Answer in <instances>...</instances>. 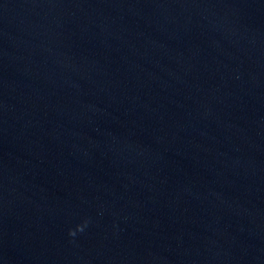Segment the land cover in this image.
Masks as SVG:
<instances>
[{"label":"clouds","instance_id":"1","mask_svg":"<svg viewBox=\"0 0 264 264\" xmlns=\"http://www.w3.org/2000/svg\"><path fill=\"white\" fill-rule=\"evenodd\" d=\"M87 224V221H85V225ZM83 227H84V225H78L77 226V229L76 230H69V235L70 236H75V234H76V231H82L83 230Z\"/></svg>","mask_w":264,"mask_h":264}]
</instances>
